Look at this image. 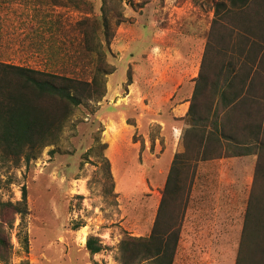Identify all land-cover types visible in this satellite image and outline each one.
<instances>
[{"label":"rangeland","instance_id":"rangeland-1","mask_svg":"<svg viewBox=\"0 0 264 264\" xmlns=\"http://www.w3.org/2000/svg\"><path fill=\"white\" fill-rule=\"evenodd\" d=\"M91 1L98 13L102 1ZM134 1L123 3L127 20L110 39L104 96L76 107L58 140L28 164L0 161V200L18 202L25 189L28 210L3 225L12 249L0 264H124L121 239L150 233L171 160L184 150L189 124L176 116L187 113L213 10L206 0ZM63 3L0 0V60L41 68L55 17L69 45L73 24L92 14ZM255 160H191L195 193L213 197L199 222L188 199L173 264H234ZM89 237L99 252L87 250Z\"/></svg>","mask_w":264,"mask_h":264},{"label":"trees","instance_id":"trees-1","mask_svg":"<svg viewBox=\"0 0 264 264\" xmlns=\"http://www.w3.org/2000/svg\"><path fill=\"white\" fill-rule=\"evenodd\" d=\"M63 1L72 10L92 14L73 24L69 45L55 17L48 26L51 51L41 56V68L0 60L2 163L28 164L58 140L76 107L104 96L106 76L114 71L106 59L110 39L127 20L122 5L138 4L101 0L96 13L91 0ZM206 2L213 18L186 113L184 150L171 160L150 233L121 239L124 264L140 259L173 264L190 198L187 186L195 176L194 170L189 174L191 160L249 155L256 160L234 264H264V0ZM25 198L23 189L18 202L0 200L1 261H8L12 249L3 225L11 228L16 214L28 212ZM21 242L27 249V239ZM86 248L95 254L101 245L89 237Z\"/></svg>","mask_w":264,"mask_h":264},{"label":"crops","instance_id":"crops-1","mask_svg":"<svg viewBox=\"0 0 264 264\" xmlns=\"http://www.w3.org/2000/svg\"><path fill=\"white\" fill-rule=\"evenodd\" d=\"M190 104V102H189ZM105 107V106H104ZM189 107V106H188ZM108 108L110 109H114L116 108V106H108ZM188 110V109H187ZM186 115V112H184V114L182 115H179V116H176V117H185ZM175 131L177 129V127H174L173 128ZM178 132H176L177 134ZM196 183L199 184V179L196 177V175L193 177L192 179V183H191V190H190V201H191V210H192V214L195 216H197V220L199 222V220L201 221L202 218L201 216H204L207 212H209V208H210V205L209 203L211 202V199H212V195L208 194V192H201V193H195V186H196ZM224 196V194H222V196L220 195L219 197H217V199L219 200L220 197L222 198ZM222 200V199H221ZM246 206V205H245ZM227 210H229V208H227ZM245 210V208H244ZM244 210H243V213H244ZM219 211L220 213L222 214V217L224 215V210L223 208H219ZM243 218V216H242ZM241 227H242V223H241ZM182 229V227H181ZM240 231H241V228H240ZM180 235H181V232H180ZM240 235V233H239ZM180 239V237H179ZM179 243V241H178Z\"/></svg>","mask_w":264,"mask_h":264}]
</instances>
